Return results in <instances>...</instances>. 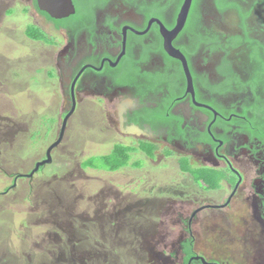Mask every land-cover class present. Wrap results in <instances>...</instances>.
Here are the masks:
<instances>
[{
    "label": "rangeland",
    "instance_id": "1",
    "mask_svg": "<svg viewBox=\"0 0 264 264\" xmlns=\"http://www.w3.org/2000/svg\"><path fill=\"white\" fill-rule=\"evenodd\" d=\"M73 1L83 17L98 0ZM35 24L52 43L25 36ZM51 27L30 0H0V264H163L160 256H175L180 239L189 238L180 220L200 206L223 204L229 192L195 184L161 148L149 159L141 143L107 130L98 112L80 110L52 162L32 178H17L45 158L61 129L62 94L48 77L57 71L61 36ZM115 143L136 150L129 166L111 172L106 161L116 162ZM90 163L101 169L83 167ZM238 201L198 212L195 249L229 264H257L264 234Z\"/></svg>",
    "mask_w": 264,
    "mask_h": 264
},
{
    "label": "flooded vegetation",
    "instance_id": "2",
    "mask_svg": "<svg viewBox=\"0 0 264 264\" xmlns=\"http://www.w3.org/2000/svg\"><path fill=\"white\" fill-rule=\"evenodd\" d=\"M30 1L38 15L52 23L53 33L61 36L54 59L57 71L49 70L48 77L58 82L62 94L61 129L70 114L65 133L78 111L98 112L107 130L118 131L137 145L161 148L165 159L176 160L180 169L187 163L221 171V187L213 191L226 189L229 195L221 205L205 206L226 208L239 199V210L253 217L264 234V83L254 80L259 52L250 42L264 39L262 7L247 19L259 30L245 34L236 11L220 14L212 0L198 2L201 17L189 13L184 28L171 40L187 61L189 81L184 62L168 53L162 35V27L171 31L176 25L182 6L178 2L98 0L92 15L81 17L76 8L74 15L63 19H70L68 24L57 26L39 11L35 0ZM132 126L142 134L128 133ZM200 207L180 220L189 238L180 239L177 254H171L174 258L162 254L163 264H229L195 249L191 227ZM257 264H264V256Z\"/></svg>",
    "mask_w": 264,
    "mask_h": 264
},
{
    "label": "trees",
    "instance_id": "3",
    "mask_svg": "<svg viewBox=\"0 0 264 264\" xmlns=\"http://www.w3.org/2000/svg\"><path fill=\"white\" fill-rule=\"evenodd\" d=\"M170 1L178 2L179 7L184 2V0H170ZM199 1L200 0H193L190 17L191 16H194L196 18L201 17L200 13L197 11V8H196ZM212 2L216 6L220 14H223L229 11H236L238 16L240 17L239 18L240 26L242 28V31L245 34L249 33L251 29H256L255 28L257 26L256 24H255V27L254 26L251 27L247 23V19L251 16V13L256 10V7L258 6L262 7L263 15H264V0H212ZM158 3L161 4L159 1H155V4H158ZM35 5L37 7L36 0H35ZM245 5H250V7L247 8ZM179 7H178V11H179ZM43 14L49 18L47 14L45 13ZM74 18L75 17H72L71 19H74ZM69 20L70 19L55 20V23L57 24V26H59L61 23L68 24ZM261 24H262V29H260V31H264V16L261 18ZM256 30H259V29H256ZM26 34L29 38H32L34 40L45 42V43H52V40L50 39L51 37H49V35L45 33L43 30H41L39 27H36V26L29 27V29L26 31ZM240 39L243 40L242 37H240ZM250 42L256 43L257 45L256 49L259 52L258 62L256 65V70L254 72V77H255L254 80L257 82L264 83V39L263 41L250 39ZM145 144H148L149 147H147ZM115 146L117 148H120L115 154L116 162L109 164L108 159L110 158H107L109 156L105 157V160H108L106 161L107 165H106L105 170H108L111 172L119 171L122 168L129 166L131 152H134L136 150V148L133 146H125L122 144H117ZM156 149L157 147L150 143H143L140 146V150L143 151L146 155H148L151 158L154 157L153 152ZM83 167L97 169V170L101 169L93 163L92 164L90 163L89 165H86V166L83 165ZM181 170L184 172H189L194 182L200 185L201 187H203L205 190H216L221 187V179L223 176V173L221 171H217V170L210 171L207 169H200L199 171L198 170L195 171V170H191V168H189V165L187 163H183L181 165Z\"/></svg>",
    "mask_w": 264,
    "mask_h": 264
},
{
    "label": "water",
    "instance_id": "4",
    "mask_svg": "<svg viewBox=\"0 0 264 264\" xmlns=\"http://www.w3.org/2000/svg\"><path fill=\"white\" fill-rule=\"evenodd\" d=\"M36 2H37V7L39 11L47 14L53 20H63V19L69 18L70 16L74 15L76 12V7H75L73 0H36ZM192 3H193V0H184L181 6L180 12L178 14V17H177L176 25L171 31H168L164 27H162V35L165 39L166 50L171 56L179 58L184 62V65L186 67L187 76L189 77V81L191 80H190V72L187 66V61L185 57L178 50H175L172 47L171 40L172 38H174V36H176L184 28L188 15L191 10V7H192ZM122 111L123 109H120V114L122 113ZM69 117H70V114H67L66 117L64 118L60 136L47 149L46 158L42 161L37 162L35 165V168L29 174H26V175L20 174L17 176V178L20 176H28L32 178L33 175L37 171H39L41 167L45 166L46 164H50L52 162V151L61 143ZM127 132L131 134H137V135L142 134V130L139 129L137 126L128 127ZM15 185L16 184L14 183V186ZM205 208H208V206L200 207L199 209L196 210L195 213Z\"/></svg>",
    "mask_w": 264,
    "mask_h": 264
}]
</instances>
